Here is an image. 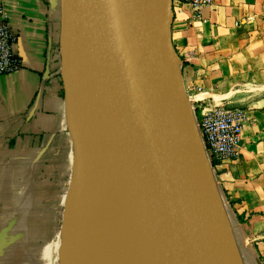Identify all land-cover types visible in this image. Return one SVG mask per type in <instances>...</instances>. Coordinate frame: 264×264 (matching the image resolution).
Masks as SVG:
<instances>
[{
  "label": "crops",
  "instance_id": "0c3cea01",
  "mask_svg": "<svg viewBox=\"0 0 264 264\" xmlns=\"http://www.w3.org/2000/svg\"><path fill=\"white\" fill-rule=\"evenodd\" d=\"M61 1L0 0L24 63L0 75V264H25L30 237L65 220L75 142L54 79ZM171 34L193 100L244 109L240 152L218 160L214 177L243 264H264V0H213L199 17L179 3Z\"/></svg>",
  "mask_w": 264,
  "mask_h": 264
},
{
  "label": "water",
  "instance_id": "95a60500",
  "mask_svg": "<svg viewBox=\"0 0 264 264\" xmlns=\"http://www.w3.org/2000/svg\"><path fill=\"white\" fill-rule=\"evenodd\" d=\"M97 105L82 136L64 74L75 164L64 220L69 264H92L88 159L119 141L135 193L134 264H226L238 258L211 162L187 105L172 0H72ZM64 0H62L63 9Z\"/></svg>",
  "mask_w": 264,
  "mask_h": 264
},
{
  "label": "bare ground",
  "instance_id": "6f19581e",
  "mask_svg": "<svg viewBox=\"0 0 264 264\" xmlns=\"http://www.w3.org/2000/svg\"><path fill=\"white\" fill-rule=\"evenodd\" d=\"M61 50L63 73L70 81L76 108L75 124L84 136L95 123L97 105L82 56L72 0L63 3ZM190 100L187 99L188 106ZM83 185L88 200L92 264H134L135 193L119 141L113 142L102 155L88 159ZM226 264H239L233 247Z\"/></svg>",
  "mask_w": 264,
  "mask_h": 264
},
{
  "label": "built area",
  "instance_id": "2783aa9c",
  "mask_svg": "<svg viewBox=\"0 0 264 264\" xmlns=\"http://www.w3.org/2000/svg\"><path fill=\"white\" fill-rule=\"evenodd\" d=\"M188 3L194 17L201 15L202 7L213 0H173ZM18 35L13 29L9 14L0 5V75L20 70L24 63L17 50ZM202 86H198V91ZM210 96L194 99L201 102L198 114L199 132L210 162L212 159L224 160L235 157L241 148L243 122L246 117L241 106L226 104L215 100H206Z\"/></svg>",
  "mask_w": 264,
  "mask_h": 264
},
{
  "label": "rangeland",
  "instance_id": "374dc122",
  "mask_svg": "<svg viewBox=\"0 0 264 264\" xmlns=\"http://www.w3.org/2000/svg\"><path fill=\"white\" fill-rule=\"evenodd\" d=\"M178 2L173 1L172 0V9L173 12L177 6ZM61 8H62V1H61ZM174 18V17H173ZM61 30H62V20H61ZM174 43V42H173ZM175 47V45H174ZM176 49V47H175ZM177 54L179 55L177 49H176ZM58 54H59V58H58V69H57V74L55 75V80H57L58 84L60 85L61 90L65 91V86H64V73H63V54H62V50H61V39L59 40L58 43ZM180 61H181V65H182V78H183V82H184V86L186 89V93L188 96V99L192 100L191 104H190V108L193 112L194 115V119L196 121V124L198 126L199 129V121H198V114L199 111H197L195 108V103L193 101V97H192V90L190 91V89L188 88L187 84L185 83L184 80V64L185 61L183 60V58L180 57ZM204 94H200L198 97H203ZM190 100V101H191ZM216 162L218 160H215ZM212 170H213V174L215 175V164L212 162ZM64 221L59 220L58 221V227L54 228V233H52L51 235H47V234H40L39 237L34 236V240L33 237L29 242L30 243H34V248L32 250V246H29V251L28 253L25 255L24 258V262L25 264H69V258L67 256V252L66 249H64L63 246V241L60 239V233L57 234L56 229L61 230L62 229V223ZM60 232V231H59ZM37 235V234H36ZM28 238H26L27 240ZM238 261L239 264H243V261L238 253Z\"/></svg>",
  "mask_w": 264,
  "mask_h": 264
},
{
  "label": "trees",
  "instance_id": "16d2710c",
  "mask_svg": "<svg viewBox=\"0 0 264 264\" xmlns=\"http://www.w3.org/2000/svg\"><path fill=\"white\" fill-rule=\"evenodd\" d=\"M215 160H217V159H212V162L216 165L217 162Z\"/></svg>",
  "mask_w": 264,
  "mask_h": 264
}]
</instances>
